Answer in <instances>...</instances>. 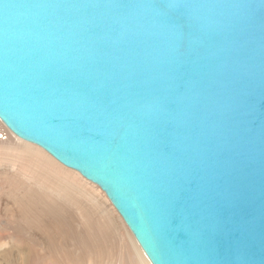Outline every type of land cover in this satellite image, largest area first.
<instances>
[{
  "label": "water",
  "instance_id": "95a60500",
  "mask_svg": "<svg viewBox=\"0 0 264 264\" xmlns=\"http://www.w3.org/2000/svg\"><path fill=\"white\" fill-rule=\"evenodd\" d=\"M0 122L150 264H264V0H0Z\"/></svg>",
  "mask_w": 264,
  "mask_h": 264
},
{
  "label": "rangeland",
  "instance_id": "374dc122",
  "mask_svg": "<svg viewBox=\"0 0 264 264\" xmlns=\"http://www.w3.org/2000/svg\"><path fill=\"white\" fill-rule=\"evenodd\" d=\"M10 140L9 146L16 151L13 149L5 151L4 148H0V201L2 200L0 209L9 203V196L13 197L18 208V213L14 215L11 222L14 232L30 247L36 238H41L42 248L34 251L30 264L61 262L72 240L81 251L84 250V237L69 230L76 218L71 199H75L74 201H77L89 215L91 214L90 216L94 215L92 217L101 226L103 235L101 232L94 234L95 237H99L94 239V242L100 245L104 242L106 244L104 245L108 247L110 260L106 264L136 263L139 258L137 255H132L129 241V236H133L100 189L94 193L89 187L80 185L64 173L49 172L38 165L29 163L25 159L24 151L31 153L33 159L43 160L44 158L39 154L33 155V150L25 145L27 142L13 137ZM37 182L43 187L38 189ZM24 186L29 187L28 192L23 191ZM85 194L98 200V206L93 212L91 206L82 199ZM8 214L10 213L5 215ZM2 219H5L4 216ZM9 242L8 238H4L0 242V251L8 249ZM125 243L128 249L125 248ZM126 254L130 256L129 261H126ZM143 260L150 264L146 257Z\"/></svg>",
  "mask_w": 264,
  "mask_h": 264
},
{
  "label": "bare ground",
  "instance_id": "6f19581e",
  "mask_svg": "<svg viewBox=\"0 0 264 264\" xmlns=\"http://www.w3.org/2000/svg\"><path fill=\"white\" fill-rule=\"evenodd\" d=\"M12 137L16 139L15 136H13L0 122V148H4L3 150L5 151H11L13 147H10L9 144H11L10 139ZM25 145L29 147L31 150H33L32 151L33 155L39 154L44 158L43 160H36L35 158L33 159L31 153H29L28 151H24L26 156L25 159L28 160L29 163L38 165L44 170L49 172L59 171L61 173H64L69 177H71L72 179H74L75 181H77V183H79L80 185H83L84 187H89V189L92 192L94 193L98 192L99 188L97 186H95L90 182L88 183L87 180L82 178L75 171L66 169L64 168V166H61L39 147L29 143H26ZM13 150L16 151L15 149ZM26 184L28 183L26 182ZM37 184H38V189L43 187L42 184L38 182ZM23 191L28 192L29 187L24 186ZM9 199H10L9 203L5 207L0 209V242L4 238H8L10 241L9 242L10 247L8 249H4L0 251V264H30V260L31 257L33 256L34 251L36 249L42 248V244L40 243L41 238H36L31 243V247H30L27 243H25L22 240L21 237H19L14 232L11 222L14 215L18 213V208L14 198L9 196ZM82 199L83 201H86L85 202L86 204H89L91 206L92 212L96 208V206H98V200L94 199L91 195L85 194L82 196ZM74 200L71 199V203L74 206L76 218L72 226L69 228V230L77 232L82 238L84 237L85 248L83 251H81L80 248L76 246V243L72 240L69 242L68 252L66 255L63 256L62 261L61 262L54 261L51 264H106L107 261L110 260V253L108 251V247L105 246L106 244L104 242L101 243L102 245H100L99 243L96 244L94 242V239L99 238V237H95L94 234L101 232V234L103 235V230H101V226L98 225L99 224L98 221L94 220V217H92L94 215L90 216L91 214L89 215L87 211L77 201ZM7 213L10 214L5 215ZM103 214L105 215L104 209H103ZM3 216L5 218L4 220L2 219ZM91 217L93 218L92 220ZM5 232H7L6 235ZM129 241L131 244L130 249L132 251V255L133 256L137 255L139 258L135 264H148L143 260V258H145V255L137 245L134 238L129 236ZM124 246L126 249H128L126 243L124 244ZM129 260H130V256L126 254V261Z\"/></svg>",
  "mask_w": 264,
  "mask_h": 264
}]
</instances>
